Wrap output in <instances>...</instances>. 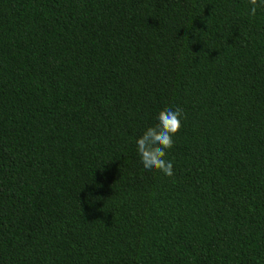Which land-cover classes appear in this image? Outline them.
<instances>
[{
  "label": "trees",
  "instance_id": "trees-1",
  "mask_svg": "<svg viewBox=\"0 0 264 264\" xmlns=\"http://www.w3.org/2000/svg\"><path fill=\"white\" fill-rule=\"evenodd\" d=\"M0 264H264V9L0 0Z\"/></svg>",
  "mask_w": 264,
  "mask_h": 264
},
{
  "label": "clouds",
  "instance_id": "clouds-1",
  "mask_svg": "<svg viewBox=\"0 0 264 264\" xmlns=\"http://www.w3.org/2000/svg\"><path fill=\"white\" fill-rule=\"evenodd\" d=\"M247 3L250 16H256L264 9V0H247ZM183 119L182 108H166L158 114L156 125L148 127L137 138L136 152L145 172L173 176V162L167 154L174 146V137L181 129Z\"/></svg>",
  "mask_w": 264,
  "mask_h": 264
}]
</instances>
